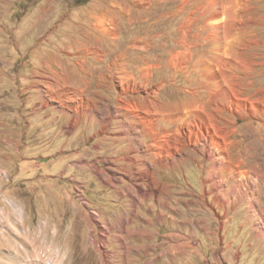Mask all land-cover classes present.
<instances>
[{
  "label": "rangeland",
  "instance_id": "rangeland-1",
  "mask_svg": "<svg viewBox=\"0 0 264 264\" xmlns=\"http://www.w3.org/2000/svg\"><path fill=\"white\" fill-rule=\"evenodd\" d=\"M224 2L228 15L210 19L223 3L0 0V210L13 200L22 213L21 236L0 215V231L20 240L0 241V264H264V0ZM212 33L240 41L249 67L236 69L243 107L219 118L242 184L228 170L213 176L214 159L186 135L172 166L143 155L181 121L157 120L150 132L118 110L140 104L152 118L153 96L166 110L206 98L194 66L211 60ZM61 92L65 102L51 100ZM72 104L88 110L64 108ZM125 155L144 158L137 168ZM145 163L151 177L139 179Z\"/></svg>",
  "mask_w": 264,
  "mask_h": 264
},
{
  "label": "bare ground",
  "instance_id": "bare-ground-1",
  "mask_svg": "<svg viewBox=\"0 0 264 264\" xmlns=\"http://www.w3.org/2000/svg\"><path fill=\"white\" fill-rule=\"evenodd\" d=\"M214 1H216L217 3L224 2V0ZM211 2L212 1L208 2V4ZM224 3L220 9H216L214 7L211 10L208 9L207 13H209L210 19L216 18V16L219 17V15L222 13L226 16L228 15L229 7L224 5ZM98 23L101 25V21ZM215 28H218V26L216 25ZM207 37L208 42L213 45V55L211 56V60H208L206 56L201 55L200 57H198V61L194 66L195 68L199 67L200 71H202L201 74L203 75V77L205 76L207 78L205 87L206 89H209V94L206 98L203 97L202 100H200V98H194L192 101H181L180 104H176L172 106V108H169L170 110H166L164 104L153 96L151 101L149 102L150 105L147 106L144 110L145 113L151 115L152 118L141 116L137 112V110L142 107L140 104L128 103L127 107H119L118 110L121 114H123L124 111L127 110L130 113L135 114V116H138L140 119L144 118V123L149 126L150 132H154V126L150 124H155V121L157 120H172L173 122L181 121V124H179L175 129L169 130L163 135H154L151 140V143L148 146V149H146V153H143V155H152L154 157V160L159 162L163 166H172V164H174L178 160L176 158V155L178 154V152L181 151L182 147L184 146V143L181 139L184 135H186L188 137V143L196 147L202 148L201 150L205 151L210 159H214V165L212 167L213 176L217 174H222L225 170H228L231 176L238 177L242 184L245 174L243 171L238 170V166H240L241 161L238 163V165H232V163L228 160V149L231 143L228 140L227 131L220 124L219 118L220 116H222V112H224L223 108H229L233 112H238L243 107V105L240 103V101L242 100V93L237 88L240 83L239 81H237L238 73L236 69L242 70L247 69L249 67L246 66V60L245 58H243L242 53L236 50V47L241 44L240 41L232 39L228 40L227 36H218V33L209 34ZM182 41L184 42L183 44H185V46L187 47L185 56L188 57H186L188 59V63H186L189 64V62H191V60L193 59L194 54L191 52V48H189L190 45L186 41V38H183ZM242 43L244 44L243 41ZM209 61H211L210 64ZM180 65L181 67H183V64ZM146 71L149 72V68H147ZM144 76L147 78V80H149L151 74L145 73ZM119 81L121 82L123 88H125V78L123 76H119ZM127 86L129 87L128 84ZM133 90H135V86ZM190 91L192 94L197 95V91ZM201 95L204 96L203 94ZM65 96V93L61 92L52 95L51 100H58L63 103L65 102L64 99H66ZM68 100L71 102H75L74 97L71 96L68 97ZM259 101L261 100L259 99ZM73 104L68 105L64 108L73 110L74 112L81 111L83 114H85V111L88 110L80 104ZM252 108L256 110L254 103H252ZM191 115H193L194 117L188 120ZM80 122L81 121L79 117H75L71 125H69L70 130L78 126ZM139 135L140 137H138L137 140H140L143 136L142 133H140ZM201 136L205 137V142H202V144ZM132 147L135 148L136 143L131 145L130 148ZM143 158L144 156L138 158L134 155H125V157H123V159L129 160L135 165L140 160H143ZM179 160L183 161L185 160V157H180ZM117 161L122 160L121 158H118ZM144 166L145 172H137L139 179H144L145 176L151 177L152 171L150 169V166L147 163H145ZM94 167L100 174L103 173L104 170L99 167L97 162ZM101 176H103V174ZM222 182L223 181L221 179H218L216 180L215 184L218 185ZM224 182H226L225 179ZM7 204V206L2 207L3 210H0L1 218L7 220L12 232L16 233L18 236H21L22 230L17 225V223H15V220L20 219L16 214L18 213L21 215V210L19 206H17L18 204H16L13 200H9ZM0 241H5L12 247H18L20 244V240L13 238L10 233H7L3 230L0 231ZM60 248L62 249L61 245ZM13 253L14 259L16 258V260H19L21 258L16 248H14Z\"/></svg>",
  "mask_w": 264,
  "mask_h": 264
}]
</instances>
